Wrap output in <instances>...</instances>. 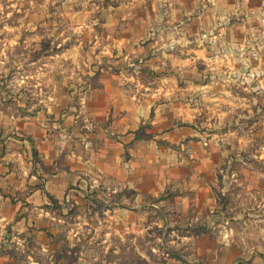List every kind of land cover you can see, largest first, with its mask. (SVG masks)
Masks as SVG:
<instances>
[{"label": "crops", "instance_id": "1", "mask_svg": "<svg viewBox=\"0 0 264 264\" xmlns=\"http://www.w3.org/2000/svg\"><path fill=\"white\" fill-rule=\"evenodd\" d=\"M160 1L166 16L162 26L157 20L156 26L148 23L147 46L137 47L126 36L119 39L114 30L103 36L102 49L114 57V66L103 69L97 90L82 96L87 102L81 108L82 130L74 115L52 117V102L48 115L35 112L38 104L27 107L18 101L24 113L17 114L0 107V264H42L38 256L52 258L43 230L54 221L52 200L65 208L77 205L93 183L108 185L114 195L127 189L135 197L130 202L138 205L167 186L176 191L171 184L178 183V170L169 172L157 191L143 188L144 171L137 172L134 161L147 158L153 145H179L188 137L197 138V147L243 142L254 131L250 119L255 127L264 122V27L257 22L261 0ZM139 57L145 64L130 74L123 66ZM239 125L249 130L242 132ZM212 127L213 139H208L204 131ZM128 154L129 165L124 163ZM197 159H204L205 166L214 161L202 154ZM199 170L195 187L187 184L186 189L209 192L212 186L205 185ZM32 241L35 253L26 248ZM253 253L242 250L240 263L264 264V253ZM214 254L220 264L231 256L219 249ZM231 258L229 264H238Z\"/></svg>", "mask_w": 264, "mask_h": 264}, {"label": "rangeland", "instance_id": "2", "mask_svg": "<svg viewBox=\"0 0 264 264\" xmlns=\"http://www.w3.org/2000/svg\"><path fill=\"white\" fill-rule=\"evenodd\" d=\"M162 2L0 0V107L22 113L20 101L27 107L38 104L35 112L48 115V102H52L56 107L52 117L56 113L74 115L82 130L86 126L81 108L87 103L82 96L97 90L103 69L114 66V57L102 49L103 36L114 30L119 39L126 36L137 47L147 46L150 39L144 30L148 23L156 26L159 22L162 26L166 16L167 7ZM257 22L260 25L258 18ZM144 64L139 57L123 67L131 74ZM139 72L146 70L141 68ZM50 96L56 100H49ZM250 120L254 131L243 142H206L197 147V138L188 137L179 145H153L147 158L134 161L139 167L137 172L144 171L143 188L157 191L158 183L164 184L170 178L169 172L176 170L174 180L178 183L171 184L176 191L167 186L143 205L130 202L135 197L127 189L114 195L108 185L94 183L77 205L66 204L65 208L64 203L52 200L49 212L55 225L51 222L43 230L54 254L52 258L38 256L41 263L220 264L214 254L219 249L222 255L228 251L231 255L226 264L237 256L235 261L241 264L242 250L263 254L264 122L255 127ZM241 126L238 129L242 132L249 130ZM207 128L206 137L213 139L215 129ZM200 154L214 161L205 166L204 159H197ZM124 161L130 163L131 156L125 155ZM147 161L152 163L145 164ZM199 169L205 185L212 186L209 192L190 190L198 181L195 175ZM133 205L138 207L131 210ZM26 248L37 252L33 241Z\"/></svg>", "mask_w": 264, "mask_h": 264}, {"label": "built area", "instance_id": "3", "mask_svg": "<svg viewBox=\"0 0 264 264\" xmlns=\"http://www.w3.org/2000/svg\"><path fill=\"white\" fill-rule=\"evenodd\" d=\"M258 20L262 27H264V0H261L260 8H259V14H258Z\"/></svg>", "mask_w": 264, "mask_h": 264}]
</instances>
